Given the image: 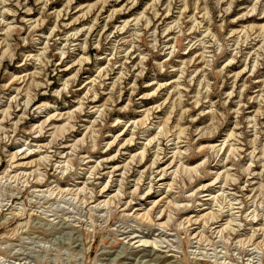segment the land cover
Returning a JSON list of instances; mask_svg holds the SVG:
<instances>
[{"label":"rangeland","instance_id":"1","mask_svg":"<svg viewBox=\"0 0 264 264\" xmlns=\"http://www.w3.org/2000/svg\"><path fill=\"white\" fill-rule=\"evenodd\" d=\"M0 264H264V0H0Z\"/></svg>","mask_w":264,"mask_h":264},{"label":"bare ground","instance_id":"2","mask_svg":"<svg viewBox=\"0 0 264 264\" xmlns=\"http://www.w3.org/2000/svg\"><path fill=\"white\" fill-rule=\"evenodd\" d=\"M148 24H149V23H148ZM9 27H10V26H9ZM9 27H8V29H9ZM6 38H7V37H6ZM244 39H245V38H244ZM105 74H106V73H105ZM180 95H181V94H180ZM77 110H78V109H77ZM7 111H8V110H7ZM7 111H6V112H7ZM6 114H7V113H6ZM145 114H146V113H145ZM144 117H145V116H144ZM71 126H72V125H71ZM183 129H184V128H183ZM39 131L42 132V128H41ZM40 132H39V133H40ZM180 134H181V133H180ZM39 136H40V135H39ZM52 139H53V138H52ZM229 147H230V146H229ZM68 160H69V159H68ZM158 160H159L158 157H156L155 162H158ZM125 169H126V168H125ZM124 171H125V170H124ZM163 174H164V173H163ZM226 183H227V182H226ZM104 187H105V186H104ZM121 187H122V186H121ZM103 190H104V189H103ZM147 191H149V190H147ZM89 193H90V192H89ZM117 194H118V193H117ZM148 194H149V193H148ZM89 195H90V194H89ZM89 199H90V198H89ZM81 200H82V199H81ZM167 210H168V209H167ZM230 215H231V214H230ZM201 217H202V216H201ZM208 217H209V216H208ZM215 218H217V216H215ZM215 218H214V219H215ZM213 221H214V220H213ZM216 221H217V220H216ZM206 223H207V222H206ZM216 223H217V222H216ZM161 225H163V224H161ZM168 225H169V224H168ZM215 226H216V225H215ZM204 227H205V226H204ZM204 227H203V228H204ZM221 233H222V232H221ZM152 245H153V244H152ZM191 245H192V244H191Z\"/></svg>","mask_w":264,"mask_h":264}]
</instances>
